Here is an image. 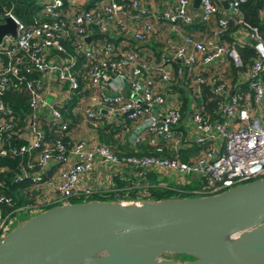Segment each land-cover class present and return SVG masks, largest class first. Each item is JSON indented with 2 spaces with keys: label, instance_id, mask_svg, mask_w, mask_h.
Returning <instances> with one entry per match:
<instances>
[{
  "label": "built area",
  "instance_id": "obj_1",
  "mask_svg": "<svg viewBox=\"0 0 264 264\" xmlns=\"http://www.w3.org/2000/svg\"><path fill=\"white\" fill-rule=\"evenodd\" d=\"M39 1L43 13L49 17L48 21L35 20L30 25H24L10 11L6 12L5 17L15 21L16 34H5L0 41V96L12 81L24 83L30 95L31 108L34 111L46 109L52 122L60 123V130H66L67 123L63 122L60 111L54 104H48L41 93V78L44 74H56L69 90L79 89L73 70L77 57L59 56V52L64 51L62 41L74 34L75 52L83 53L88 63L87 73L83 75L84 89L88 91L82 107L85 120L93 125L103 117L109 121L117 120L124 126L130 145L148 139L149 144L155 146H158V141L167 143L174 151V156L169 158L118 156L94 138L75 140L71 145L61 137L46 142L34 125L32 115L31 129L25 137L28 142L19 146L6 145L0 137V158L30 154L41 148L37 157L39 170L29 173L28 169L33 168V164L23 165L20 179L29 177L36 184L43 183L42 175L49 165H57L59 178L52 177L45 181L54 194L50 203L69 204L66 200L74 195H90L94 192L91 185H81V180L98 169L113 173L130 166L166 175L173 173L179 185L188 182L185 175L196 176L200 178L203 191L200 196L216 194L264 175V34L258 26L245 22L241 6L247 0H223L229 11L218 18L216 15L220 6L213 0H199V12L193 10L192 0H175L159 10L156 7L146 8L140 0H129V6L124 3L125 0ZM255 1L262 3L264 8V0ZM65 14L69 15V23L63 20ZM196 19L202 23L213 22L212 26L209 25L210 39L202 40L190 30L179 33L178 41L168 40L157 57L144 55L139 44L154 35L158 22H165L169 30L175 31L180 27L185 29ZM135 20H141V24L131 33ZM230 21H235L239 27L233 34L236 46L247 43L240 41L241 33H245L243 37L248 41H254L251 45L255 56L248 59L250 64H246V71L242 73V57L236 48L229 49V44L221 39ZM93 27L101 34L114 31L116 35L126 37L131 33L134 47L124 50L106 42H91V46L87 47V34ZM229 58L233 60L231 64L235 69L240 67L236 83H230L219 74L213 75L209 68L214 63L225 68L230 64L227 62ZM34 71L41 72V78L28 79L26 75ZM176 76H181L191 89L192 111L187 134L177 129L181 123V107L177 99L172 97L168 100L154 90L156 83L161 84L165 91L171 90ZM125 83L130 86L128 96L120 93ZM241 83L244 85L241 86ZM202 85H209V91L218 97L216 104H219L220 120L214 116L208 119L204 105L195 101L202 96ZM108 87L115 92L108 91ZM233 87L238 90L237 96ZM138 92L139 100L135 98ZM240 96L244 104L235 111V98ZM153 108L157 109L156 116L152 113ZM126 112L129 113L122 116ZM0 113L10 114L1 100ZM233 115L238 120L235 125L229 119ZM11 126V122L0 117V131ZM182 139L187 141L183 142ZM210 139L215 141L212 148ZM181 145L184 148L195 145L202 149L196 150L188 161H183L177 153ZM162 148L158 146L159 151ZM104 176L105 182L110 185L111 175ZM193 192L197 193L195 190ZM3 201L7 199L0 197V203ZM34 206L21 208L17 212L31 214L41 210ZM15 221L14 215L2 218L0 211V240L14 228L12 225Z\"/></svg>",
  "mask_w": 264,
  "mask_h": 264
},
{
  "label": "water",
  "instance_id": "obj_2",
  "mask_svg": "<svg viewBox=\"0 0 264 264\" xmlns=\"http://www.w3.org/2000/svg\"><path fill=\"white\" fill-rule=\"evenodd\" d=\"M0 264H264V175L212 195L53 206L0 240Z\"/></svg>",
  "mask_w": 264,
  "mask_h": 264
},
{
  "label": "trees",
  "instance_id": "obj_3",
  "mask_svg": "<svg viewBox=\"0 0 264 264\" xmlns=\"http://www.w3.org/2000/svg\"><path fill=\"white\" fill-rule=\"evenodd\" d=\"M95 1V0H93ZM156 4L158 10L165 6L166 0H153ZM124 3L129 6V1L125 0ZM67 4L65 3V6ZM263 4L256 2L255 0H247L242 6V15L245 22L248 25L258 26L260 29H264V23L260 18L259 10H262ZM264 9V8H263ZM11 12L19 21L24 25H30L34 21H48L49 17L44 15H39L40 4L37 0H0V23L4 21L6 12ZM259 12V13H258ZM218 18L221 16L220 13L216 15ZM217 20V19H216ZM210 23V22H209ZM208 23L199 22L198 19L192 25H186L184 28L187 30H192L195 32H205L209 30ZM213 25V22L209 24ZM216 25V23H215ZM238 25L235 21H230L229 28L227 31L222 33L221 39L224 40L228 38L229 31H236ZM239 28V27H238ZM156 33H154L155 35ZM171 35L173 36L172 32ZM203 35V34H202ZM151 36L150 38H153ZM74 34L71 37L64 39L62 41L64 46V51L59 52L60 58L68 57L74 55L77 57V64L74 67L77 79L79 82V89L69 90L67 101L62 104L56 105L57 109L62 115L63 122L67 123L66 130H60V123L54 124L47 113V110H37L34 111L30 106V95L26 89L24 83L18 84L15 81L11 82L10 85L5 89V91L0 96V100L3 102L4 107L10 110V114L2 115L0 117L6 120V122H11L12 126L6 128V130L0 131V137L3 139L4 143L7 145H22L28 142L26 135L30 131V120L32 115L34 125L43 134V139L46 142H52L58 137H61L63 141L71 145L73 141L79 140L72 138L70 133L74 126L81 119L80 115L75 113L76 106H78L79 100L81 101L86 97L88 91L84 89L85 80L83 75L87 73L88 63L86 57L83 53H76L74 49ZM123 37L120 35L109 36L106 34H101L96 28L91 29V42H106L114 45L116 47L118 42ZM233 37V44L236 42ZM127 40V39H126ZM247 42V41H246ZM245 42V43H246ZM134 42H130V45L126 50H131L134 47ZM139 46L142 48L145 45L140 43ZM236 46V45H235ZM237 50L240 53L242 59L249 61V58L255 56L254 49L250 44H239L237 45ZM250 62L247 63L249 65ZM233 73L235 75L236 69L233 67ZM42 73L34 71L31 74H27L28 79H39ZM67 86V85H66ZM65 86V87H66ZM174 86V85H173ZM172 86V87H173ZM202 96L201 98H196L198 103H202L205 107L206 117L211 119L214 118L220 120L219 104H216L218 97L214 96L213 93L209 91V85H202ZM68 88V86H67ZM69 89V88H68ZM179 89V88H178ZM175 90V88H174ZM181 90V89H180ZM182 98V116H185L188 106L190 107L191 101L187 99L183 90H181ZM210 98V99H209ZM217 98V99H216ZM216 99V100H214ZM215 101V102H214ZM197 106V105H196ZM192 111V110H190ZM214 113V114H213ZM10 118V120H9ZM183 119V118H181ZM95 132V141L109 147L118 156H162V157H173L174 154L166 144L160 143L158 146L163 147L162 151L158 150V146L149 144L147 141H142L136 145H130L127 141L126 134L124 133V126L118 124L116 121H109L104 117L96 122L95 125L90 123ZM178 129V127H177ZM180 130V129H178ZM183 140V139H182ZM187 140L184 139L183 142ZM195 145L192 148H184L182 145L178 148L177 153L181 160L188 161V159L196 151L194 150ZM41 152V148L33 150L30 154H18L15 156H5L0 158V197H4L7 201L0 203V211L2 218H8L13 216L19 209L25 208L27 206H33L35 203V196L39 195V191L34 189L36 183L32 182L29 177H23L21 166H27L28 163L33 164V168L28 169L31 173L33 170H39L40 166L38 164L37 157ZM56 166V165H55ZM49 175L44 173L42 175V182L48 180ZM196 178V182L199 184V177L192 176L188 177V182L183 185H179L175 178L174 180L169 178L166 174H160L155 170H143L142 168L134 167H122L121 170L116 171L110 177V187L108 190H98L92 192L90 195H74L66 200L67 203H82L88 201H109V202H137L142 200H163V199H180L184 197H193L184 194L190 193L193 188H191L192 179ZM201 186V185H200ZM178 195V196H174ZM61 202H53L49 205H44L41 207L40 211L51 208L56 205H61ZM37 211V212H40Z\"/></svg>",
  "mask_w": 264,
  "mask_h": 264
},
{
  "label": "crops",
  "instance_id": "obj_4",
  "mask_svg": "<svg viewBox=\"0 0 264 264\" xmlns=\"http://www.w3.org/2000/svg\"><path fill=\"white\" fill-rule=\"evenodd\" d=\"M37 1L40 4V1L39 0H37ZM213 1L215 2V4H218L220 6V8H219V13L220 14L225 15V14L228 13L229 8L225 4V1H223V0H213ZM174 2H175V0H166L164 3L165 4L166 3L173 4ZM140 3L142 5H144L148 9L153 8L155 6V4H156L153 0H140ZM191 6H192V8H193L194 11L199 12V10H200L199 3H197L195 5L194 4V0H192ZM259 12H260V18H261L262 22L264 23V9L263 8H262V10L260 9ZM64 13H66L65 10H64ZM39 15H41V16L44 15L45 16V14L42 11L41 4H40ZM64 16L65 17L63 18V20L66 23H69V19H68L69 15H66L65 14ZM66 17H67V19H66ZM135 21L136 22H134L133 25H132V27H131V30H130L131 33H132V29H135V28L139 27V24H141V20H135ZM207 25H208L207 28H209V23ZM90 31L87 34V37H90L88 41L86 40V42L88 44L87 47L91 46V45H89L90 44L89 42L91 41V32ZM187 31H189V30L183 29L182 27H180L179 29H177L175 31H171V30L168 29V27L166 26V23L165 22H161V21L158 22L157 25H156V32H155L156 34L153 35L154 37L148 39L146 42L143 43V45H145L144 47H142V49L144 51L143 52L144 55L146 57L149 56V55L150 56L157 57V53L160 52V49L167 43L168 40L178 41V40H180V34L179 33H186ZM171 32H172L173 36L171 35ZM192 32H193V34L196 37L202 38V40L210 39L211 38V33H210V31L208 29L205 32H203L204 34L202 33L203 35L201 34V32H195V31H192ZM131 33L128 34V36L123 37L118 42V44H119L118 46L121 47V49L126 50V48L130 45V42H132ZM234 33H236L235 30L234 31H229L228 34H227L228 35V38L224 39V41L229 44V49L231 47H234V48L238 47V46H235V44H233V40L232 39H233V34ZM105 34L106 35H109V36H115L116 35V33L114 31H110V33L108 32V33H105ZM244 34L245 33H241V35H240V41L241 40L242 41H247V43L250 44V46H251V42L248 41L246 39V37H243ZM236 52L240 55V53L237 50V48H236ZM227 62H229L230 64H228V66H226L225 68H223V66H221V65H219L217 63L212 64V66L209 67L210 68V71L212 72L213 75L219 74L222 77H223V73L224 72L227 73V74H230L232 76H228L226 74L227 77H225V79L230 80V83L231 82L232 83H236L237 80H238V78H239L238 76H239V73H240V67L239 68H236V73L234 75V74H232L230 72L231 62H233V60H231L229 58ZM174 67H176V65H174ZM228 67H230V68H228ZM241 73H242V70H241ZM41 79H42V82H41V93H42L43 97L45 98L46 102H47V97H49V96L54 97V99H53V101L51 103L47 102L48 104H54L56 106L58 104L64 103L65 101H67V99H69V97H68L69 89L67 88L68 85L66 83L61 82L57 78L56 74H52V75L44 74ZM188 87H189V84L186 81H184L181 76H176V82H175L174 86L171 87V90L165 91V88L163 86H161V84H158V83H156V86L154 87V90L156 92H158V93H161L168 100L171 99L172 97H174L173 99H177V101L180 104V107H182V98H181L182 92H181V90H183V92L185 93L187 99L189 98V101H191L190 93H189V91H191V89L190 88L188 89ZM174 88H175V90H174ZM123 89L126 91V95H124V96H128V94H129L128 92H130V86H129V84L128 83H125L124 84V87L120 90V93H121V91ZM107 90L110 91V92H115L110 87H108ZM81 102L84 103L85 102V99H82L81 101L79 100L78 106H79V104ZM76 109H77V106H76ZM190 110H192V101L190 103V107L188 106V109L186 110L185 116L181 117L183 119H181V123L178 126V129H180L182 132H184L186 134L189 131V129H188L189 128V125H190L189 118H190V114H191V111ZM181 116H182V110H181ZM116 122H117V120H116ZM118 124H120V123H118ZM125 134H126V137H127V133H125ZM70 136L73 139L74 138H76V139H91L90 136L89 137H86V135L82 136V135L76 134V132H71L70 133ZM145 141L149 142L148 139H145ZM158 143L160 144L161 141H158ZM172 152L174 153V151H172ZM98 171H100L101 174H99V177H96V181H97V179H100L101 180V177L103 176L102 173H104V175H109V174L112 175L113 173L116 172V171L115 172L113 171V173H112L110 170H108V173L107 172H102V169H98ZM45 173H47L49 175V177H48L49 179L52 178V177L55 178V179H58L59 178V168H58L57 165L55 166V165H51L50 164L49 165V168L46 170ZM95 173H93L92 175H88V176L82 178L81 185H88V184H90V181H93V179H94ZM97 183L100 184L99 181H97L96 184Z\"/></svg>",
  "mask_w": 264,
  "mask_h": 264
},
{
  "label": "rangeland",
  "instance_id": "obj_5",
  "mask_svg": "<svg viewBox=\"0 0 264 264\" xmlns=\"http://www.w3.org/2000/svg\"><path fill=\"white\" fill-rule=\"evenodd\" d=\"M260 30L264 34V29L263 30L260 29ZM247 63H248V61H246V60L243 59L242 71H244V72L246 71V64ZM233 67H234L233 64H231L230 72L232 74H234L233 73ZM228 68H230V67H228ZM226 74L227 73L224 72L223 73V76L224 77H227V75L228 76H232L230 74H227V75ZM240 85L242 86V85H244V83H241ZM233 89H235V95L237 96L238 95L237 88L233 87ZM241 98H242V96L235 98V101L237 102V107H236L237 109H235V111H238V107H241V105L244 104V101L243 100L241 101ZM53 99H54V97L49 96V97H47V102L51 103L53 101ZM84 103L81 102L79 104V106H77V109H75V111H74L75 113H77L78 115H80L81 119L74 126V128L72 129L71 132H76V134H79V135H82V136L86 135V137H89L90 136L91 139H92V138H95V134H94L95 130H94L93 126L90 124V122L86 121L85 120V117L83 116L82 107H83V104ZM229 119L232 120L231 122H234V125H235V122H238V120L236 119V117L234 115L233 116H230ZM211 140L212 139H210V141ZM213 145H215V141L214 140L211 141L210 148H212ZM199 148H201V147L200 146H195L194 147V150L196 151ZM99 174H101V172L97 170L96 173H95V176H94L93 181H90V184H88V185H91L93 191L108 190L110 186H109V182H107V183L105 182L104 173H102L103 176L101 177V180L100 179H97V181H99L100 184H98V183L96 184V182H97L96 181V177H99ZM168 176H169V178H171L173 180L175 178V175L173 173H171ZM188 177H191V176L185 175V178L186 179ZM195 180H196V178L192 179V181H191V188H193L192 190L197 191V193L196 192H190V193L184 194V196H186V195H189V196H200L201 195L200 193L203 192V191H201L202 190V187L200 186L201 185L200 184V178L198 180L199 181V184ZM34 189L36 191L37 190L39 191V195L38 196H35V203L33 204V205H35L34 206L35 208H37V207L38 208H41L44 205L51 204L50 203V199H52L51 197H53L54 194H53V192L51 190H49V187H48V183L47 182H43V183L36 184L34 186ZM174 196H178V195H174ZM37 213L38 212H34V213H31V214H27L25 212H16L14 214V216H15V220H17V221H15L12 226L16 227L17 225H19L23 221L29 219L30 217L36 215ZM166 257L173 258V259H175L176 261H179V262L182 261V260H191V257L188 256V255H174V254H170V255H166Z\"/></svg>",
  "mask_w": 264,
  "mask_h": 264
}]
</instances>
